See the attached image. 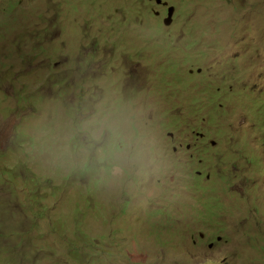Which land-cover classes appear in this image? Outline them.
I'll return each mask as SVG.
<instances>
[{
    "label": "rangeland",
    "instance_id": "obj_1",
    "mask_svg": "<svg viewBox=\"0 0 264 264\" xmlns=\"http://www.w3.org/2000/svg\"><path fill=\"white\" fill-rule=\"evenodd\" d=\"M162 1L0 0V264H264V0H165L172 34ZM113 109L125 157L63 152Z\"/></svg>",
    "mask_w": 264,
    "mask_h": 264
},
{
    "label": "clouds",
    "instance_id": "obj_2",
    "mask_svg": "<svg viewBox=\"0 0 264 264\" xmlns=\"http://www.w3.org/2000/svg\"><path fill=\"white\" fill-rule=\"evenodd\" d=\"M160 1V0H157ZM165 3L166 5L162 4ZM157 8H161V5H164L165 8H168L169 12L172 10L171 21L170 23H166V18L168 17L169 13L166 14L167 16L164 19V23L168 25L171 31L168 34H172L173 30H176L174 26H170L174 19V12L176 9L175 5H169L165 0L162 1ZM172 7V8H171ZM154 8L152 15L154 14ZM159 14V13H158ZM168 42L169 45L173 44L174 39L171 41L170 36L168 35ZM107 44V40L97 39L92 42V48L96 50V54H99L101 48H103ZM137 42L132 44L129 41V38H124L122 42V50H125L123 53L120 54L121 59L118 61V64L113 63V61L109 59V57L105 60L108 62L104 66L108 69L107 74L105 77V81L103 84L100 85L98 80L95 82L88 83L85 81V86L89 90H98L102 92V96L104 99L111 98L114 99V92H115V80H116V73L115 69L118 68L120 73L122 72L123 76L126 75L127 81L131 80L130 77L135 78L138 76V66L142 63V59H144L143 53L147 47L145 46H137L135 45ZM158 46L161 43L156 42ZM196 44V43H195ZM192 44L189 48L195 46ZM124 53H128V55H124ZM169 57L163 58L165 62L168 60ZM152 62V61H151ZM148 63V62H147ZM150 63V62H149ZM164 63V62H163ZM91 64L90 66H92ZM192 67L187 71L191 73H196L201 70V68H194ZM114 84V85H113ZM89 86V87H88ZM213 86L211 90H213ZM187 91V90H186ZM188 92V91H187ZM182 101H191V95L189 99L182 100ZM217 102L214 103L216 105ZM224 103H219L221 106ZM218 110L220 107H216ZM258 113L262 115L261 108L258 109ZM260 118L264 119V115ZM204 135L203 132H195L193 135L195 142L198 143ZM207 136V135H206ZM208 137V136H207ZM206 139H203L204 141ZM264 140V138H263ZM61 147L63 152L68 155L72 156L77 153H86L88 155L94 154L96 157V161L99 164H108L115 162L118 158H123L131 151L132 144L131 139L129 136V130L125 126V121L121 119L117 113V110L113 109L111 111H94L86 117L81 118L80 120L73 123V125L65 131L61 137ZM201 141V143H202ZM211 143L214 145L217 143L215 139L210 140ZM193 145L188 144L187 149H191ZM177 147H174V151ZM197 173L202 174L203 171L197 170ZM198 175V174H197ZM199 176V175H198ZM207 176H209V172H207Z\"/></svg>",
    "mask_w": 264,
    "mask_h": 264
},
{
    "label": "water",
    "instance_id": "obj_3",
    "mask_svg": "<svg viewBox=\"0 0 264 264\" xmlns=\"http://www.w3.org/2000/svg\"><path fill=\"white\" fill-rule=\"evenodd\" d=\"M171 15H172V10L169 12L168 17L166 18V23H170V21H171Z\"/></svg>",
    "mask_w": 264,
    "mask_h": 264
}]
</instances>
